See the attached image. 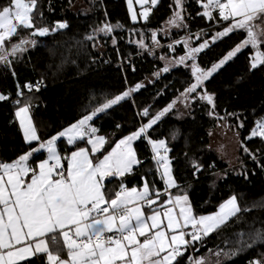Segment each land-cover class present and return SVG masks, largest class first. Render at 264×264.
Wrapping results in <instances>:
<instances>
[{"label": "trees", "instance_id": "obj_1", "mask_svg": "<svg viewBox=\"0 0 264 264\" xmlns=\"http://www.w3.org/2000/svg\"><path fill=\"white\" fill-rule=\"evenodd\" d=\"M77 1L38 0V11L43 17L36 16L37 27L51 28L57 21L67 22L68 27L44 37H34L36 45L12 58L11 67L0 65V91L8 97L0 101L2 161L12 162L37 146L36 142L25 143L15 116L16 108L23 103L30 105L41 140H47L89 114L106 99L141 84L142 87L129 98L92 120L108 139L106 149H109L117 140L147 123L193 82L190 67L176 63L170 65L165 61L166 58L177 61L184 55L183 43H176L174 48L163 47L156 57H150L140 44L144 39L146 46H150L153 32H156L157 41L166 42L167 36L163 37L161 30L172 15L169 7L172 0H159L148 20L139 19L137 22L130 17L127 0H84L83 8H76ZM9 2L0 0V7ZM185 8L187 27L172 31L171 37L178 39L183 33L192 32L195 34L191 37L194 46L201 42L196 34L203 31V38H210L222 30L220 24L197 15L202 9L196 0H187ZM105 22L122 27L109 34L94 31ZM141 31H145L146 36L135 41L136 33ZM21 35H27V31H22ZM89 36L94 39H87ZM244 36L243 32H235L218 40L199 54L197 63L202 68H209ZM19 38L14 37L12 43L18 42ZM250 54H254V50L244 49L206 81L207 92L214 94V110L206 100L197 97L191 101L186 114L178 116L174 110L168 112L148 132V137L153 140H166L178 183L174 190L188 194L197 216L217 211L220 204L233 195L242 209L238 217H233L206 237L202 244L195 245L199 251L189 249L180 264H187L189 255L205 257L206 264H215L217 259L220 264H249L255 258L264 259V242L237 251L241 247L238 243L240 233L245 234L243 238L247 241L249 233L264 229V139L259 136L247 139L256 121L264 118V66L249 71ZM120 60L124 61L123 64ZM165 66L169 67L168 72L159 74L149 83H142L160 73ZM36 81H44L46 87L37 94H29L26 85ZM18 93L24 95L19 104L13 101L20 96ZM144 108L149 109V116L142 120L139 111ZM221 122H226L239 133L241 163L232 168L210 146L211 132ZM82 143L70 146L60 140V151L67 155ZM245 147L248 152L244 151ZM135 149L142 163L124 180L128 185H139L146 179L151 186L162 190L164 185L152 159L148 139H138ZM45 157L46 152L35 154L32 164ZM193 161L201 166L199 172L193 167ZM217 251L221 252L219 257L215 255ZM232 252L236 254L224 255ZM42 260L43 257L35 260V264H42Z\"/></svg>", "mask_w": 264, "mask_h": 264}, {"label": "snow or ice", "instance_id": "obj_2", "mask_svg": "<svg viewBox=\"0 0 264 264\" xmlns=\"http://www.w3.org/2000/svg\"><path fill=\"white\" fill-rule=\"evenodd\" d=\"M135 3L142 9L139 13L133 9V0H127L132 21L137 22L138 16L147 21L159 0H135ZM186 3L187 0H172L169 6L172 15L167 20L170 27H187ZM196 3L202 9L197 15L215 21L222 30L195 47L188 39L178 41L183 43L186 52L175 63L190 67L193 77V82L181 93L183 99L199 97L214 110V94L207 92L206 81L247 48L254 50L249 56V71L264 66V0H196ZM37 15L43 17L38 11V0H10L0 7V65L11 67L12 58L36 45L34 37H44L68 27L67 22L60 21L51 28L37 27ZM119 27L122 25L105 22L94 31L109 34ZM22 31H27V35H21ZM235 32H243L244 39L209 68L200 67L197 63L199 54ZM201 35L203 31L196 34L197 40ZM17 36L20 37L18 42L12 43ZM152 40L158 44L156 32L152 33ZM140 44L144 47L143 41ZM188 61L192 63L189 65ZM169 70L168 66L162 69L163 72ZM26 87L31 91L33 85ZM39 87L37 83V91ZM141 87L136 84L106 99L89 114L47 140H41L28 115L30 105L17 109L15 116L25 143L36 142L37 146L12 162L0 160V264H35V260L41 257L42 264H180L190 248L199 251L195 245L202 244L206 237L233 217H238L242 209L235 195L220 204L217 212L197 216L186 192L175 195L170 192L178 187L167 155L170 149L166 140H153L148 137V132L176 101L136 131L115 142L110 151L105 149L109 141L105 136L97 135L98 129L91 121ZM7 98L0 94V101ZM140 115L148 117L149 109L144 108ZM257 136L264 139V118L256 121L247 139ZM61 138H65L70 146L85 141L90 147H77L69 155L62 156L57 150ZM141 138L148 139L157 170L163 169V192L150 187L146 179L141 188H128L124 183V177L133 174L142 163L133 147V143ZM244 151L249 150L245 147ZM41 152H46V158L35 165L30 163L34 154ZM252 158L255 160V155ZM192 163L199 172L201 166L195 161ZM112 179L119 180V190L109 194L106 183ZM162 195L167 198L161 200ZM145 208L150 211L146 213ZM244 235L239 234L241 247L237 251L264 242V229L249 233L247 241ZM62 252H66L67 258L62 257ZM235 254L224 253L225 256ZM215 255L219 257L221 252L217 251ZM186 261L187 264H206L205 257L189 255ZM215 264H220L219 259ZM249 264H264V259Z\"/></svg>", "mask_w": 264, "mask_h": 264}, {"label": "rangeland", "instance_id": "obj_3", "mask_svg": "<svg viewBox=\"0 0 264 264\" xmlns=\"http://www.w3.org/2000/svg\"><path fill=\"white\" fill-rule=\"evenodd\" d=\"M149 6L150 5H148L146 7H149ZM83 7H85L84 0H78L77 4H76V8H83ZM133 9L137 13H139L142 10L140 5L135 3V0H133ZM130 17H131V15H130ZM139 19H142V18H140L138 16V20ZM180 29L181 28L170 27L167 24V21H166L163 24V28L161 30V33H162L163 37L167 36L166 42L161 43V42L158 41V44L153 42L150 46L149 45L146 46V43H144V39H142L141 41H143L144 48H146L145 51L148 52V50H150V49H155L157 51V54H158V51H160L163 47H165V46L168 47L169 45H171L172 47H170V48H174L175 44L178 41H182L184 39H188L189 43L193 46L191 37L194 36L195 34L192 33V32H185L178 39L171 37L172 36V31H178ZM144 36H146L145 31H141L140 33H136V37H134V40L135 41H137V40L139 41V39L143 38ZM200 39H201V42H203V40L209 39V38H203V35H201ZM201 42L195 43L193 47L197 46ZM29 48H31V47H28V49ZM165 61H167L168 64L173 65V63L175 64L176 60L173 59V58H166ZM188 62H190L189 64L192 63L191 61H188ZM162 69H161L159 74L164 73L162 71ZM204 69H207V68H204ZM156 77H158V75L150 76L145 81H143L142 83H149V82L153 81ZM193 95H195V94H193ZM24 99H26V97ZM174 101H176V103H175L174 107L169 112L174 110V112L178 116H183L184 114H186L188 112L192 99L189 98L187 101H185L183 99V97L181 96V94H180ZM25 104L26 103H23V105L18 106L16 108V111H17V109L19 107H23ZM28 115L31 117L32 123L35 126V123H34L33 118L31 116L30 109H29ZM17 120H18V118H17ZM18 123H19V120H18ZM143 124H145V123H143ZM35 128H36V126H35ZM36 130H37V128H36ZM37 133H38V131H37ZM99 135L105 136L104 134H99ZM119 140H117L116 142H118ZM210 146H211V148L215 149L218 152V154L229 164L230 168H232L234 166H237V165H239L241 163L239 133L235 129H233L230 125H228L226 122H221L211 132V143H210ZM133 147L135 148V145H133ZM110 149H111V147H110ZM110 149H107V150L110 151ZM72 151H75V149H73ZM218 209H217V211H218ZM217 211H215V212H217ZM215 212H212V213H215ZM212 213L203 214V215H209V214H212Z\"/></svg>", "mask_w": 264, "mask_h": 264}, {"label": "crops", "instance_id": "obj_4", "mask_svg": "<svg viewBox=\"0 0 264 264\" xmlns=\"http://www.w3.org/2000/svg\"><path fill=\"white\" fill-rule=\"evenodd\" d=\"M0 93L1 94H3V95H5L4 93H2L1 91H0ZM6 97H7V95H5ZM91 124H92V121H91ZM92 126L93 127H95V128H97L96 126H94L93 124H92ZM99 134H101L99 131L97 132V135H99ZM125 137V136H124ZM60 140H63V141H65V143L67 144V141H66V139L65 138H61ZM59 140V141H60ZM59 141L57 142V150H58V152L62 155V156H67L66 154H63L61 151H60V147H59ZM78 142H83L80 146H77V147H90V146H88L87 144H86V142L85 141H77V143ZM136 142V141H135ZM135 142L133 143V145H135ZM167 143V142H166ZM68 145V144H67ZM107 145V144H106ZM106 145H105V149H106ZM150 147H151V145H150ZM77 148H75V150H76ZM110 149V148H109ZM152 150V149H151ZM161 154H163V151H161ZM35 155V154H34ZM97 155H99V154H97ZM46 158V157H45ZM44 158V159H45ZM43 160V159H42ZM41 161V160H40ZM39 162V161H38ZM37 162V163H38ZM30 163H32V161H30ZM171 168H172V165H171ZM162 171H163V169H160L159 171H158V173H159V179L163 182V185H164V181H163V179H161V174H162ZM172 174H173V169H172ZM173 176H174V174H173ZM145 180V179H144ZM144 180L142 181V183L141 184H135V185H128L127 183H126V181L124 180V183L126 184V186L128 187V188H131V187H138V188H141L142 187V185H143V182H144ZM150 185V184H149ZM177 185H178V183H177ZM106 187H107V189H108V191H109V194H111V193H113L114 191H116V190H119V180H117V179H112V181L110 182V183H106ZM150 187H154L155 189H158L159 191H161V192H163V190H164V188L161 190V189H159V188H157V186H151L150 185ZM164 187H165V185H164ZM175 188H173L172 189V194L173 195H175V194H183V193H179V192H176L175 190H174ZM167 197L166 196H164V195H162L161 196V200H164V199H166ZM144 211L146 212V213H148L150 210L149 209H147V208H145L144 209ZM61 255H62V257H64V258H67L66 257V252H62L61 253Z\"/></svg>", "mask_w": 264, "mask_h": 264}, {"label": "built area", "instance_id": "obj_5", "mask_svg": "<svg viewBox=\"0 0 264 264\" xmlns=\"http://www.w3.org/2000/svg\"><path fill=\"white\" fill-rule=\"evenodd\" d=\"M147 53L150 55V57H156V56H157V51H156L155 49H150V50H148ZM123 62H124L123 60H120V63H121V64H123ZM37 83L40 84V87H39V90H38V91H37L36 88H35V85H37ZM30 85H33V88H32L31 91H29V89L26 87V90H27V92H28L29 94H37V93H39L43 88L46 87V84H45L44 81H36V82H34V83H31ZM23 97H24V95H20V96H18L17 98H15L13 101L16 102V103H17V101L21 102V100L23 99ZM142 111H143V110H140V111H139V117L143 120L145 117L142 116V115H140V113H142ZM170 192L172 193V189H170ZM188 230H190V228H189ZM190 249H191V248H190ZM256 259H260V258H255V260H256Z\"/></svg>", "mask_w": 264, "mask_h": 264}, {"label": "water", "instance_id": "obj_6", "mask_svg": "<svg viewBox=\"0 0 264 264\" xmlns=\"http://www.w3.org/2000/svg\"><path fill=\"white\" fill-rule=\"evenodd\" d=\"M167 155H169V152L167 153Z\"/></svg>", "mask_w": 264, "mask_h": 264}]
</instances>
